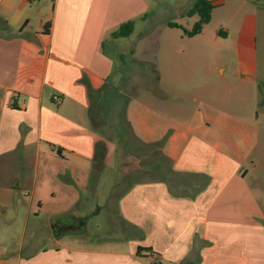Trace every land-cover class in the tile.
Masks as SVG:
<instances>
[{
	"label": "crops",
	"instance_id": "1",
	"mask_svg": "<svg viewBox=\"0 0 264 264\" xmlns=\"http://www.w3.org/2000/svg\"><path fill=\"white\" fill-rule=\"evenodd\" d=\"M151 1L0 0V264H264V0H210L239 79L212 96L252 100L242 154L206 137L207 121L125 135L117 109L112 123L88 107V83L100 89L114 70L104 39L135 29ZM212 107L223 126L228 109ZM143 152L159 163L119 200L126 245L90 244L92 175Z\"/></svg>",
	"mask_w": 264,
	"mask_h": 264
},
{
	"label": "rangeland",
	"instance_id": "2",
	"mask_svg": "<svg viewBox=\"0 0 264 264\" xmlns=\"http://www.w3.org/2000/svg\"><path fill=\"white\" fill-rule=\"evenodd\" d=\"M197 1L152 0L148 14L135 21L130 36L107 35L102 51L114 61V70L102 88L88 83V107L92 104L93 115L101 122H104V115L112 123L114 108L117 109V124L125 135L134 133L131 130L137 133V127L144 125L147 129L148 124H179L178 121L202 124L207 121L212 130L205 132L206 137L213 138L217 133L214 141H220L221 145L224 141L228 143L222 145L226 151L232 146L242 154L246 146L253 144L249 129L252 124H248L254 115L252 100L248 93L241 97L237 94L229 98L218 94L216 98L212 96V91L218 90L220 84L225 89L226 82L231 87L239 83L238 66L235 55L230 54V42L216 37L220 31L219 23L225 19L219 10L201 34L192 38L185 36L184 30L190 31L199 20L198 15H187ZM169 21L182 28H169ZM212 101L228 109L225 114H220L223 126L219 127L211 119L215 116ZM128 124L140 126L132 128ZM160 137L159 144L167 141V135ZM156 152V156L161 157L158 149ZM145 153L138 155L137 162L128 158L120 166L118 161H108L101 170V177L92 175L90 191L84 198L86 202H96L99 207L90 219V244L105 248L126 245L127 234L121 225L119 200L130 185L155 179V174L146 169L159 161L153 162ZM135 169L138 171L133 176L129 172ZM94 190H98L96 194ZM40 245L44 247L47 243L42 241Z\"/></svg>",
	"mask_w": 264,
	"mask_h": 264
},
{
	"label": "trees",
	"instance_id": "3",
	"mask_svg": "<svg viewBox=\"0 0 264 264\" xmlns=\"http://www.w3.org/2000/svg\"><path fill=\"white\" fill-rule=\"evenodd\" d=\"M213 5L211 4L210 0H198L194 7L190 9L187 13L188 16L192 15H198L199 20L194 24L193 28L190 31L184 30V34L192 38L202 32V29L205 25H207L210 22L211 19V13L213 10ZM169 27L172 28H182L178 24L175 23H169ZM48 27V25H46ZM134 23L132 21H129L125 24H123L116 32H114L115 37H123V36H129L133 31ZM141 249L138 251V253H141Z\"/></svg>",
	"mask_w": 264,
	"mask_h": 264
},
{
	"label": "water",
	"instance_id": "4",
	"mask_svg": "<svg viewBox=\"0 0 264 264\" xmlns=\"http://www.w3.org/2000/svg\"><path fill=\"white\" fill-rule=\"evenodd\" d=\"M57 227H58V228H60V229L62 228L63 230H65V229H66V228H64V227L60 226L59 224L57 225Z\"/></svg>",
	"mask_w": 264,
	"mask_h": 264
},
{
	"label": "built area",
	"instance_id": "5",
	"mask_svg": "<svg viewBox=\"0 0 264 264\" xmlns=\"http://www.w3.org/2000/svg\"><path fill=\"white\" fill-rule=\"evenodd\" d=\"M54 99H55V100H59V97L55 96Z\"/></svg>",
	"mask_w": 264,
	"mask_h": 264
}]
</instances>
